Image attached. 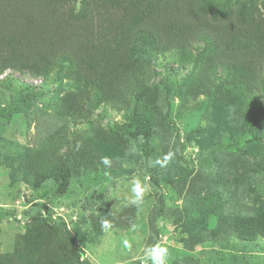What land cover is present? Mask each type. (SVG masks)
Here are the masks:
<instances>
[{
  "label": "trees",
  "instance_id": "obj_1",
  "mask_svg": "<svg viewBox=\"0 0 264 264\" xmlns=\"http://www.w3.org/2000/svg\"><path fill=\"white\" fill-rule=\"evenodd\" d=\"M162 53L184 65L194 56L192 71L180 84L195 97L206 96L209 113L230 119L243 134L258 124L257 132H264V14L249 0H0V75L12 70L46 77L62 67L73 89L60 99L57 114L90 124L64 153L49 147L37 153L40 182L45 176L70 180L67 171L83 166L104 169L105 158L118 147L131 146L144 162L170 154L164 144L173 134L168 117L176 87L168 76L152 79ZM15 100L12 117L31 106ZM101 104L124 109L127 121L115 128L94 125L92 114ZM163 168L142 170L158 187L172 181ZM175 172L176 180L188 174L181 165ZM231 186L217 180L216 194L197 195L217 203L233 193ZM32 220L20 239L22 255L18 250L0 256V264H91L74 252L71 231L63 226L56 231L43 217ZM225 228L244 241L264 238V213L234 216Z\"/></svg>",
  "mask_w": 264,
  "mask_h": 264
},
{
  "label": "rangeland",
  "instance_id": "obj_2",
  "mask_svg": "<svg viewBox=\"0 0 264 264\" xmlns=\"http://www.w3.org/2000/svg\"><path fill=\"white\" fill-rule=\"evenodd\" d=\"M249 2L264 14V0ZM155 59L152 79L168 76L176 87L168 117L173 134L165 136L164 144L172 165L163 171L172 181H161L158 187L142 170L157 164L144 162L131 146L111 150L104 169L83 166L67 171L70 180L45 176L40 182L43 167L37 166V153L46 147L64 153L74 138L86 135L90 124L57 114L60 99L73 89L62 67L46 77L12 70L0 75V256L18 250L22 255L20 239L37 216L56 231L62 226L71 231L74 252L91 264H151L149 252L157 244L168 248L167 264H264V238L244 241L225 228L234 216L264 213V132L256 130L260 124L243 134L230 119L208 112L206 96L195 97L180 84L187 81L194 56L188 65L171 53ZM30 85L36 87L32 92ZM15 99L31 106L12 117ZM126 115L122 108L101 104L92 123L115 128L127 121ZM179 165L188 174L176 180ZM137 179L147 190L143 201L134 204L131 189ZM217 180L231 184L233 193L217 203L213 197L212 203L198 197L197 192L202 197L210 196L209 190L216 194ZM105 220L108 229L102 227ZM59 237L64 240V233ZM58 256L68 260L63 253Z\"/></svg>",
  "mask_w": 264,
  "mask_h": 264
},
{
  "label": "clouds",
  "instance_id": "obj_3",
  "mask_svg": "<svg viewBox=\"0 0 264 264\" xmlns=\"http://www.w3.org/2000/svg\"><path fill=\"white\" fill-rule=\"evenodd\" d=\"M171 158H172L171 154H168L163 158V161H161L160 159L155 160L154 165L158 164L161 167H164L167 164V162L171 160ZM104 162L107 164L109 161L107 160V158H105ZM146 190H147L146 186L142 185L140 180L137 179L133 183L131 189L134 195V199L132 200V203L134 204L141 203L143 201ZM110 226L111 225L107 220L102 222V227L104 229H108ZM168 255H169L168 248L157 244L153 246L152 249L150 250L148 259H150L151 264H167Z\"/></svg>",
  "mask_w": 264,
  "mask_h": 264
}]
</instances>
